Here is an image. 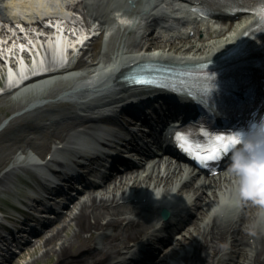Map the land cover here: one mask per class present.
I'll return each mask as SVG.
<instances>
[{
	"label": "bare ground",
	"instance_id": "obj_1",
	"mask_svg": "<svg viewBox=\"0 0 264 264\" xmlns=\"http://www.w3.org/2000/svg\"><path fill=\"white\" fill-rule=\"evenodd\" d=\"M30 1H33L31 5L40 15L52 11L63 14L67 11L65 6L58 8L55 5L62 0ZM92 1L89 0L86 6L91 11V16H96L95 19L98 20L99 24L98 30H103L102 33H104L108 29L106 26L110 25L112 21L110 18L115 17L111 12L112 5L107 6L104 13L101 14L103 9L100 10L96 3H92ZM123 1L119 0L117 4H114V10L121 12V16H129L130 21L123 27L124 29L129 28L131 23L139 24L134 30L136 35H132L131 38L125 41L121 31L122 27L118 25V28L115 29L114 33L112 32V36L109 39L110 44L113 46L118 45L117 49L121 47L125 48V46H139L141 49L146 41V37H152L155 40L154 38L168 37V35L172 37L170 38L171 40L192 41L189 46L182 48L184 52L180 55H169L164 50L163 52H156L158 55L171 56L174 59L204 60L212 58L230 46L251 22V14H237V17L230 19V22L223 21L224 25L220 27L212 26L209 28L206 25L204 28H200L196 23H193L186 30H177L175 33L169 32L173 30L172 27L163 26L162 30L147 35L144 32L142 22L146 23L144 16L148 18L153 13L145 12L144 14H140L143 9L139 8V4L133 7L130 6L133 0ZM169 3L178 5L181 8L184 7L181 2L177 3V0ZM164 5H167L165 0H154V8L152 10L155 11L157 7H164ZM123 8H126V11ZM73 10L81 11V7L79 9L73 8ZM92 11H96V13ZM157 14L159 16L154 18L156 22L162 17V14ZM163 16L164 18L169 17L167 14ZM101 17L109 19L105 21L101 20ZM139 17L142 19H138ZM41 28L49 31L48 28ZM171 33L173 34L170 35ZM149 43L151 45L154 44L152 41ZM85 53L86 50H84L82 55ZM90 56H92L90 59L91 62L85 57L81 56L79 58L80 64H85L89 67L79 70L77 72L79 76L77 74L75 75V81L69 78L67 80V88L62 87L63 89H60L61 87L57 86L54 92L51 93L48 91L34 101L21 100V90L33 89L36 87V83L41 82L39 81L41 78L35 79V81H32L22 88L8 90L1 94L0 103L4 101L9 105L18 106V109L25 108L29 102L33 105L38 104L45 97L56 96L57 94L68 96V98L63 97L59 99L60 102H66L67 104V112L62 114L64 116L63 119H60L62 117L61 107L58 110L49 108L50 112L46 117L42 118L38 123H32L37 125L38 132L31 137L27 139L21 137L20 139L5 140L4 133L0 135V166L9 159H15V149L19 148L23 154V156L19 157V162L12 163V166L2 174L4 177H1V182L10 173H15L19 164L35 160L33 156L29 155L27 146L39 155V153L44 152V149L53 147L59 140L65 142L59 149L68 146V148H64L68 150L73 142L72 135H70L71 130L73 128L75 129L78 125H86V127L90 125L89 118L94 120V116L88 115L90 117H85V114L76 113L77 110L69 111L72 106L76 105V102L72 103L71 101L73 95L80 96V98H86L87 96L89 100L85 101L84 104L94 109L98 108L103 102L102 105L105 109L106 105L115 103L117 102L116 99L120 98L118 89L123 84L115 83L111 85V82L106 79L110 75L111 66H101V63L111 59L109 58L108 51L94 52ZM102 68L104 71H102ZM116 80L117 76L111 81L114 83ZM128 89L131 88H127V91ZM16 90L19 91L17 92ZM14 91L16 93L12 98L10 95ZM105 99H109L108 102ZM41 106L43 104L35 108ZM83 112L88 113L89 111L85 109ZM15 161L18 160L16 159ZM156 163L158 162L151 161L143 171H138L135 166L130 165L132 167L129 166L124 172L117 173L115 176L104 177L102 179L103 184L99 189L95 188L96 185H90L91 187L87 190L85 197L78 199L72 206L75 210L70 213L66 211L60 215L58 220L68 214L67 218L59 226L51 228L50 232L43 237V241L39 242V245L45 248L43 252L44 256H55V261L51 264H110L111 258L117 257L121 250L129 245L131 240L139 237L145 230L146 225L149 223L147 227L152 225L154 217L158 219V211L153 205L143 202L141 198L135 201V198H132V196L155 197L156 193L153 187L160 184L163 191L168 192L171 187L180 190V193H183L182 191H192L195 193L194 197L196 198H191L192 194L187 193L186 195L180 194L178 197L173 195L175 197L172 201L166 200L167 205L176 213L175 216L177 218L175 220H178V217L187 216L186 212L189 209L187 204L190 206L192 205V201L195 200L193 202L195 205L189 217L179 223L181 227H186L185 231L180 236H176L175 232L170 233L172 244H170L171 246L167 245L161 248L162 253L159 254L161 251L158 252L156 264H219V262L225 264L224 260L228 253L226 249L234 248V246H230L229 244L239 234L245 237L249 235V237L255 238V243L250 239L248 244L251 247V251L248 247H242L238 251L237 259L233 263H229V260H227L228 262L226 264H236L237 262L239 264H264V229H255L252 226L256 220L257 213L260 211L259 205L251 201H246V207L241 210V213L224 219L217 216L213 217L212 211L208 215V210L210 208L212 210L214 204L219 200L220 195L232 184V179L226 174V171L219 173L217 177L207 176L197 181L193 178V174L188 170V167L182 165L175 159L170 160L166 156L161 162L160 167H156ZM116 190L121 191L122 196L119 198L116 196L119 195V193H116ZM148 208L153 209V214H150ZM206 215L208 216L206 217ZM71 224L73 225L71 235L63 237L62 230ZM168 225V228L175 229L172 222L168 223ZM97 232L103 235V239H99L93 248L88 247L87 241ZM154 235L152 233L150 238L154 237ZM58 240L60 241L59 245L56 243ZM36 243H33L32 246ZM70 244L76 245L71 246ZM223 244L224 246H222ZM254 244H256V247Z\"/></svg>",
	"mask_w": 264,
	"mask_h": 264
},
{
	"label": "clouds",
	"instance_id": "obj_2",
	"mask_svg": "<svg viewBox=\"0 0 264 264\" xmlns=\"http://www.w3.org/2000/svg\"><path fill=\"white\" fill-rule=\"evenodd\" d=\"M237 139L230 149L225 169L231 186L220 195L212 208L219 218L236 215L243 202L260 206L253 228L264 229V120L254 121L249 129L232 132Z\"/></svg>",
	"mask_w": 264,
	"mask_h": 264
},
{
	"label": "rangeland",
	"instance_id": "obj_3",
	"mask_svg": "<svg viewBox=\"0 0 264 264\" xmlns=\"http://www.w3.org/2000/svg\"><path fill=\"white\" fill-rule=\"evenodd\" d=\"M126 35L131 36L130 33H127ZM100 44H101L100 39L92 40V42L89 45L92 53L97 51ZM187 44H188V42H186V41H176L175 44L173 43V45H171L172 47L170 45H168L167 48L169 49V51H173L174 45H177L178 48L176 50H174L175 52H177V51H180L179 49H181V47H184ZM0 73H2V70H0ZM60 83H61V81H58L56 83L52 82L46 86H43L44 88L42 87V90H44L46 87H51L53 85L56 86ZM30 95H31V93L28 91L23 93V97H29ZM49 99H50V97H48L46 99L47 104H45L39 108L33 107L32 109H29L26 111H24V108H22V109L19 108L17 111H13V109H17L18 106L15 107V106L9 105L7 102L1 101V103H0V123L2 122V120L4 118L10 117L9 120L4 125L5 128L3 127L4 128L3 131H4V134L7 138V140H10V136H14V137L20 139L19 133H23V132H25V134H26V137L23 139H27L31 135L38 132V127H36L37 125H34L32 123L33 122L38 123L42 118L46 117L50 112L49 108H53L55 110H58V108H60V106H61V108H60L61 115L65 112H67V104L66 103H64L62 105V103H60V102L55 103V102H53V100L51 101ZM18 111H20V112L18 114H15ZM58 117H59V115H58ZM63 117L64 116L62 115V117L61 118L59 117V118L63 119ZM48 148L44 149L43 153H39V154L43 155L47 151ZM9 161L10 160H7L5 163H8ZM4 164L2 165L1 169H3ZM18 175H22V173H15L13 177L6 178L3 182L0 183V202H1L2 196L6 197L5 200L10 201V198L7 197L8 195H2L3 194L2 190H7V192H9L10 194H12L15 197H16L17 190L19 188L21 190V194L19 196H21L24 192H26V189H24L23 187H19L18 183L21 184L22 179L18 178ZM3 205H7L6 201L3 202ZM60 223L61 222L57 221V223L54 224V226H55L54 228L59 226ZM72 231H73V226L69 225L67 228L62 230V236L63 237L70 236ZM45 235H46V233L43 235H40L38 238H40V237L42 238V236H45ZM56 243H57V245H59L60 241L58 240ZM92 243H94V241ZM44 249L45 248H43L41 245H39V243H37L33 246L31 243L27 246L26 251L21 256V258L20 257L16 258L15 261H13L12 263L13 264H51L52 262L55 261V256H51V257H48L46 255L44 256V254H43Z\"/></svg>",
	"mask_w": 264,
	"mask_h": 264
},
{
	"label": "snow or ice",
	"instance_id": "obj_4",
	"mask_svg": "<svg viewBox=\"0 0 264 264\" xmlns=\"http://www.w3.org/2000/svg\"><path fill=\"white\" fill-rule=\"evenodd\" d=\"M261 21L264 22V9L259 10ZM134 82L145 85H155L158 83L157 80L148 78L146 76H137L134 78ZM176 140L180 143L181 147H184L187 151L192 153L201 164H207L209 161H214L221 158L227 153L231 147L237 143V139L234 135H215L211 138L209 146L203 148V150H193L189 147V138L185 133H177Z\"/></svg>",
	"mask_w": 264,
	"mask_h": 264
}]
</instances>
